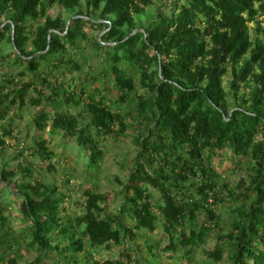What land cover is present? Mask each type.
<instances>
[{
	"label": "trees",
	"instance_id": "1",
	"mask_svg": "<svg viewBox=\"0 0 264 264\" xmlns=\"http://www.w3.org/2000/svg\"><path fill=\"white\" fill-rule=\"evenodd\" d=\"M158 1L165 3L151 14ZM56 4L70 16L50 15ZM261 16L264 0H0V52L11 47L0 58L25 66L0 82V155L29 104L44 106L17 158L27 151L47 172L57 171L51 144L59 134L89 156L95 173L111 140L137 147L122 189H85L74 218L66 213L75 171L58 184L29 165L0 163V264H19L27 250L36 259L26 264H192L199 248L207 263L264 264ZM142 17H150L143 30ZM87 28L102 32L89 56ZM85 66L80 83L67 78ZM216 156L246 170L233 189L221 183ZM8 205L18 206L23 226ZM212 235L215 245L203 248Z\"/></svg>",
	"mask_w": 264,
	"mask_h": 264
},
{
	"label": "rangeland",
	"instance_id": "2",
	"mask_svg": "<svg viewBox=\"0 0 264 264\" xmlns=\"http://www.w3.org/2000/svg\"><path fill=\"white\" fill-rule=\"evenodd\" d=\"M165 2H156L155 6L150 9V13H155L157 7L163 5ZM76 13V12H74ZM49 14L53 17H57L62 15L64 18H68L70 16V12L67 11L64 7L56 4L49 10ZM150 17H142L138 20V27L143 30V26L148 22ZM259 20L263 21V17H259ZM264 23V22H263ZM251 35L254 38L257 35L256 31V22L250 23ZM89 41L84 42L83 45L86 48L88 56L90 55V51L95 47L96 39L100 38L102 32L100 30H93L91 28H87ZM11 47L7 44L4 45L3 50L0 52V57L2 55H8L10 53ZM16 58L14 56L10 57L6 61L1 60L0 58V82L5 81V77L9 73H13L16 77H19V73L25 69L23 64H18L17 66L14 64ZM93 62H95L96 68L99 69L102 67V63L98 61V57L93 58ZM89 70L88 66L82 71H72L68 73V79L71 78L76 79L78 83H80L82 79L86 77V73ZM31 75L27 72L24 76V79L28 81ZM81 77V78H80ZM80 78V79H79ZM137 90L138 95L143 93L145 89L141 87L140 83L137 81ZM100 85V84H98ZM225 85L227 90H230L228 77L225 80ZM35 95V92H32ZM138 99H134L129 102L131 107L136 105ZM44 105L40 107H35L33 105H27L23 109L22 117L16 119L15 121V131L14 137L16 138H8V147L3 150L2 155H0V163L6 162L9 164H19L23 163L24 165L31 166L38 177L43 179L46 182H56L58 184H65L68 177H66L67 171H75L76 177L72 180L70 184L67 186V193L71 195L72 199L69 200L68 205H70L69 210L66 213L68 218H74L77 215H80L83 211L82 207L76 206L74 201L82 200V194L85 189H91L96 192H112L116 190H121L123 185L121 181H126L130 175V172L133 168V165L126 164L128 160L133 159L137 153V147L132 142L130 138L126 140L115 141L111 140L108 149L105 153V156L101 162V168L98 173L91 172L87 166L89 162V156L81 154L79 152V147L74 144V142H70L68 145L64 142L62 136L57 135L52 144L51 148L55 151L56 156L53 160L54 166L56 167V172H47L45 169L40 168V165L43 164V160L41 158H35L30 153L25 151L21 158H17V154L22 147H26L30 145L33 140V136L35 133L33 120L36 114ZM66 109V106L63 107ZM84 107L80 106L76 108V111H82ZM18 112L17 108L14 107L11 112V116ZM0 130H1V121H0ZM130 135H136L137 132L134 130L129 131ZM47 163V162H44ZM213 164L217 171L221 174V183L227 184L229 188L233 189L238 184L239 180L246 175V170L241 166L237 167L234 162L225 157L222 159L219 156H216L213 159ZM123 201V197H119L114 204H111V208H115ZM2 203H6L5 200H2ZM231 204H228V207ZM6 209V214H9L12 218V221L16 227H21L24 225V220L21 218L19 214L18 206L8 205ZM220 212H224V216L226 220H230V215L224 209V206L221 205L219 207ZM20 229V228H19ZM159 235H157V238ZM216 238L215 236H210L206 243L202 246L203 248H211L215 245ZM165 245V241L161 242V246ZM118 250L116 249L113 253L103 252L102 257L108 258L118 254ZM1 253V249H0ZM87 255V251H84L83 256ZM98 257V256H97ZM36 259V251L35 250H27L24 258L19 262V264H26L28 262H33ZM165 264H169L165 258H163ZM192 264H225V263H207L204 261L202 248H199L197 251L196 259Z\"/></svg>",
	"mask_w": 264,
	"mask_h": 264
}]
</instances>
